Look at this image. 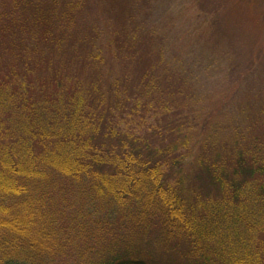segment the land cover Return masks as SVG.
<instances>
[{
	"label": "trees",
	"instance_id": "trees-1",
	"mask_svg": "<svg viewBox=\"0 0 264 264\" xmlns=\"http://www.w3.org/2000/svg\"><path fill=\"white\" fill-rule=\"evenodd\" d=\"M101 1L91 72L64 81L86 2L0 0V264H264V111L237 106L248 123L222 147L209 117L199 137L137 26L152 0ZM139 103L142 123L180 115L137 132Z\"/></svg>",
	"mask_w": 264,
	"mask_h": 264
},
{
	"label": "rangeland",
	"instance_id": "rangeland-1",
	"mask_svg": "<svg viewBox=\"0 0 264 264\" xmlns=\"http://www.w3.org/2000/svg\"><path fill=\"white\" fill-rule=\"evenodd\" d=\"M82 1L86 2V12L73 37L67 39L55 58V63L64 65L59 71L64 81L91 72L84 61L85 51L89 52L86 43L93 49L98 46L97 32L105 27L95 24V9L101 8L95 4L102 1ZM148 9L149 16L145 15L146 11L137 15V26H143L141 36L147 39L150 59L158 62L156 73L165 71L175 86L182 84L184 101L180 105L183 116L180 121L190 122L200 137L206 130L205 118L209 117L211 122L207 128L224 135L217 137L221 141L216 145L222 147V140L227 136L235 138L248 123L249 119L241 118L237 106L264 111V0H208L203 6L196 0H152ZM110 15L103 16L110 19ZM99 34L103 36V32ZM107 35L108 32L106 39ZM34 80L38 88L40 83ZM133 109L124 112L125 122L137 132L158 134V130L172 125L170 122L180 115L176 116L175 111L151 112L150 123L146 124L142 123L141 116L149 114L143 111L141 103ZM261 125L255 128L256 135L264 133V124ZM193 151L198 156L197 146ZM184 168L196 169L192 160L185 161ZM141 245L145 246L143 242ZM159 262L163 261L159 259Z\"/></svg>",
	"mask_w": 264,
	"mask_h": 264
}]
</instances>
